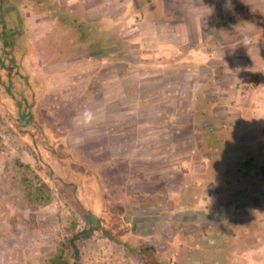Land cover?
<instances>
[{
    "label": "rangeland",
    "instance_id": "obj_1",
    "mask_svg": "<svg viewBox=\"0 0 264 264\" xmlns=\"http://www.w3.org/2000/svg\"><path fill=\"white\" fill-rule=\"evenodd\" d=\"M169 1L18 0L40 126L18 132L0 98V264H144L97 230L75 258L69 241L92 215L121 220L123 241L167 264H264V105H245L264 75L216 77L221 35L179 23L168 37L160 22L180 19ZM255 4L229 15L259 67ZM85 108L90 128L76 120Z\"/></svg>",
    "mask_w": 264,
    "mask_h": 264
},
{
    "label": "trees",
    "instance_id": "obj_2",
    "mask_svg": "<svg viewBox=\"0 0 264 264\" xmlns=\"http://www.w3.org/2000/svg\"><path fill=\"white\" fill-rule=\"evenodd\" d=\"M18 0H0V98L6 100L5 116L14 123V129L20 133H28L35 136L39 128L37 118V106L39 96L31 82V76L24 66L29 52V42L26 36L24 20L19 11ZM86 39L85 33L82 35ZM13 110L11 112V109ZM214 137H209L201 151L206 152L215 148ZM52 179V171L49 170ZM96 227L75 234L69 241L73 249V255L78 257L76 241L87 240L91 237V231L97 230L109 240L124 247L126 250L138 255L144 264H167L158 255L155 248L148 244H131L122 240L123 222H103L101 218L92 215ZM61 256H57L48 264H64L60 262Z\"/></svg>",
    "mask_w": 264,
    "mask_h": 264
},
{
    "label": "crops",
    "instance_id": "obj_3",
    "mask_svg": "<svg viewBox=\"0 0 264 264\" xmlns=\"http://www.w3.org/2000/svg\"><path fill=\"white\" fill-rule=\"evenodd\" d=\"M168 4H170L169 7L173 12L180 17L177 21L160 22L159 26L163 32L169 35L168 37H171L170 33L174 32L172 27L175 25L173 24L179 23H187L185 27L194 30H204V28H207L210 30L208 32L209 36L213 29L218 31V34L221 35L222 39L217 41V46L215 47V54H217L218 59L221 62V65L217 67L218 69L216 70V73L219 74H216V77L219 75L221 77H223V75L225 77H230L239 73L238 71L242 72L244 75H257L259 78L264 75V62L260 59L259 67H257V65L254 64L256 61L253 60V54L255 53H253L252 50L247 52V54L240 55L239 48H237V45L239 44L237 32H239L241 26H239V23L236 24L234 21L230 20L231 17L229 15L241 11L254 13L256 11L255 0H172L169 1L167 5ZM219 19L222 20V23L219 22ZM224 28L233 30L227 34V32H223ZM234 28L236 29L235 33ZM241 60L247 63L248 66L245 64L241 69ZM222 98L227 101L233 99V95L230 96L227 93L222 96ZM255 103H263L264 105V91L260 90L259 84L255 86L251 94L247 97L245 105L255 107ZM260 123L264 125V117ZM258 141L262 142L264 145V134L258 139ZM253 204L254 201H247V205L249 206L248 212L242 213L241 216H239L240 220L243 221L246 217H251V215L253 217L255 216L254 213L256 208L253 207Z\"/></svg>",
    "mask_w": 264,
    "mask_h": 264
},
{
    "label": "clouds",
    "instance_id": "obj_4",
    "mask_svg": "<svg viewBox=\"0 0 264 264\" xmlns=\"http://www.w3.org/2000/svg\"><path fill=\"white\" fill-rule=\"evenodd\" d=\"M76 120L81 127L90 128L95 125L97 115L91 108H85L82 113L78 114Z\"/></svg>",
    "mask_w": 264,
    "mask_h": 264
}]
</instances>
